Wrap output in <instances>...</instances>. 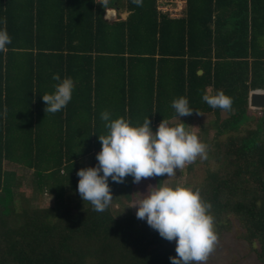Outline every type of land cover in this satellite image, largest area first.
<instances>
[{
	"label": "trees",
	"instance_id": "obj_1",
	"mask_svg": "<svg viewBox=\"0 0 264 264\" xmlns=\"http://www.w3.org/2000/svg\"><path fill=\"white\" fill-rule=\"evenodd\" d=\"M160 6L0 0V27L12 40L0 53V264H171L174 241L123 211L135 194L131 176L109 178L113 200L103 212L77 191V172L98 164L105 111L132 126L149 118L154 132L163 119L215 117L211 140L226 139L208 141L205 176L187 186L212 205L214 229L236 223L264 264V111L250 110L251 93L264 91V0H186L179 18ZM56 74L74 80L73 98L47 114L42 96ZM217 91L232 98L230 110L203 101ZM179 97L194 111L181 121L171 106ZM7 165L31 172L53 206L33 208ZM148 179L156 186L165 175Z\"/></svg>",
	"mask_w": 264,
	"mask_h": 264
},
{
	"label": "clouds",
	"instance_id": "obj_2",
	"mask_svg": "<svg viewBox=\"0 0 264 264\" xmlns=\"http://www.w3.org/2000/svg\"><path fill=\"white\" fill-rule=\"evenodd\" d=\"M134 2L139 5L141 0ZM11 43L6 28L0 27V53L6 52ZM53 80L58 82L53 85L54 91L42 96L47 114L65 109L75 89L70 77L61 79L56 74ZM202 99L213 109L230 110L233 105L232 98L223 91L204 95ZM171 106L177 119L194 112L186 97L174 99ZM100 118L105 122L107 133L98 137L101 143V151L96 155L98 164L77 172V191L82 201H89L97 212L105 211L113 200L109 178L114 183H123L131 176L137 184L154 176L166 174L169 178L197 157L206 158V145L196 134L186 131L182 122L170 126L163 119L154 132L149 118L141 126H132L123 117L114 120L108 111L101 113ZM133 207L138 219L146 221L164 240L175 242L177 255L170 257L171 264H205L218 236L210 214L212 205L201 198L199 191L159 183L149 186Z\"/></svg>",
	"mask_w": 264,
	"mask_h": 264
},
{
	"label": "rangeland",
	"instance_id": "obj_3",
	"mask_svg": "<svg viewBox=\"0 0 264 264\" xmlns=\"http://www.w3.org/2000/svg\"><path fill=\"white\" fill-rule=\"evenodd\" d=\"M176 3L177 6L172 9L174 16H180L183 12L184 2L182 0H171ZM250 110L255 115L261 117L264 110L253 109L250 107ZM253 116V117H254ZM209 122H206V119L195 118L192 120L183 121L185 123V130L191 133H194L198 136L201 143L206 145L207 148L211 147V143L224 141L226 136H220L216 140H211L215 138L216 126H215V117H208ZM247 126L246 128H249ZM242 134V133H241ZM209 143V144H208ZM213 148V146H212ZM205 159L197 157L195 161L191 164H186L183 168L177 171V175L172 177H167L165 174L164 184L168 186H186L196 185L197 182H200L205 176L206 165L202 164ZM196 162L200 164L196 165ZM193 165L191 171L188 170V167ZM10 171H15L17 173V178L19 181V188L17 190L18 194L24 195L26 198H32V207L33 208H50L53 206V197L50 194L41 195L33 188V175L31 172L24 170L22 168H16L15 166L6 167ZM189 185V186H190ZM149 186H155V184L148 178L142 179L140 183H136L134 190L133 200L129 203L125 200L126 205L123 207V211H128L136 217V208L133 207L134 203L141 199V196L146 194V191ZM192 188V187H190ZM50 202V205H49ZM117 206V205H116ZM115 206V207H116ZM117 208V207H116ZM216 234L220 231L218 235L217 243L214 247V250L209 254L205 264H260L257 255L254 251V248H251L246 242L240 239L241 230L239 229L236 223L233 224L231 230H219L218 228L214 229ZM175 248L176 244L174 242Z\"/></svg>",
	"mask_w": 264,
	"mask_h": 264
},
{
	"label": "water",
	"instance_id": "obj_4",
	"mask_svg": "<svg viewBox=\"0 0 264 264\" xmlns=\"http://www.w3.org/2000/svg\"><path fill=\"white\" fill-rule=\"evenodd\" d=\"M199 74H202V71H200ZM250 107L253 109L264 110V91H255L251 93Z\"/></svg>",
	"mask_w": 264,
	"mask_h": 264
},
{
	"label": "built area",
	"instance_id": "obj_5",
	"mask_svg": "<svg viewBox=\"0 0 264 264\" xmlns=\"http://www.w3.org/2000/svg\"><path fill=\"white\" fill-rule=\"evenodd\" d=\"M169 1H171V0H160V3H161L160 10L163 11V12H169V13H171L172 17H175V18L181 17L182 15H180V16H174L173 15L172 9H170V6L167 5Z\"/></svg>",
	"mask_w": 264,
	"mask_h": 264
},
{
	"label": "crops",
	"instance_id": "obj_6",
	"mask_svg": "<svg viewBox=\"0 0 264 264\" xmlns=\"http://www.w3.org/2000/svg\"><path fill=\"white\" fill-rule=\"evenodd\" d=\"M184 1V7H183V12H182V16L184 15V10H185V8H186V0H183ZM182 1V2H183ZM177 6V4L175 3V4H173L172 6H171V8H175ZM122 17H125V15L123 14L122 15Z\"/></svg>",
	"mask_w": 264,
	"mask_h": 264
}]
</instances>
